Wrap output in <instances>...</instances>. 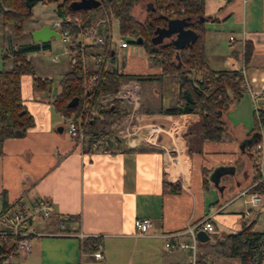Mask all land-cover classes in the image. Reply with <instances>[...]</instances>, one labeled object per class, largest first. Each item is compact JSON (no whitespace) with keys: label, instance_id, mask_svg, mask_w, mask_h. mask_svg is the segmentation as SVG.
Segmentation results:
<instances>
[{"label":"crops","instance_id":"0c3cea01","mask_svg":"<svg viewBox=\"0 0 264 264\" xmlns=\"http://www.w3.org/2000/svg\"><path fill=\"white\" fill-rule=\"evenodd\" d=\"M204 15L209 17L204 34L209 67L237 70L243 75L244 92L238 106L245 117H239L235 123L242 134L234 131V125L225 117L221 139L199 141V131L194 127L199 124L197 113L163 112L177 100L178 76L161 74V67L137 43L125 48L131 50L128 58L132 57L133 63H126L119 70L142 76L138 80L139 124L142 130L150 124L157 126L155 141L142 140L132 145L116 135L120 120L129 113V106L121 100L125 112L109 127L112 139L119 141L109 139V147L83 149L69 137L65 120L52 106L60 85L56 92L51 86L35 88L31 74L21 75V101L34 121L24 134L2 141L0 212L30 206L39 198L49 200L54 209L46 220L33 219L27 224L28 229L39 235L31 237L30 252L23 256L14 254L12 264H189V251L166 247L165 234L180 232L206 214H213L216 232L208 234L209 239L201 241L199 247L197 244L196 258L206 264H239L238 257L230 255L227 245H221L218 239L237 231L241 221L254 217L259 209L253 208L244 215V210L250 207L248 194L237 196V193L248 187L245 181L250 171L243 168L247 160L241 152L240 139L248 138L257 123L253 126L250 123L253 106L264 113V0H204ZM230 19L232 23L228 22ZM224 32L229 47L223 41ZM53 38L44 42L51 46ZM246 42L251 47L247 62ZM7 43L0 39V69L6 63L9 65L11 49L36 42L31 37ZM63 53L67 55L69 68V56L64 50ZM53 60L57 61V57ZM199 76L197 73L196 77ZM247 86L258 90V94L252 97ZM243 122L247 124L242 126ZM58 127L62 130L58 131ZM239 155L246 161L240 168L244 177L204 185L202 169L232 166L238 171ZM237 198H242L243 205L232 208ZM139 217L151 220L147 233L135 232L133 220ZM86 236L100 237L101 259L82 251L81 242ZM186 237L185 233H179L172 239L179 241Z\"/></svg>","mask_w":264,"mask_h":264},{"label":"trees","instance_id":"16d2710c","mask_svg":"<svg viewBox=\"0 0 264 264\" xmlns=\"http://www.w3.org/2000/svg\"><path fill=\"white\" fill-rule=\"evenodd\" d=\"M57 1L55 6L57 15H62L64 12L71 13L85 25L92 22L97 17V13L103 15L102 6L117 20L121 35L132 36L134 39L140 37L139 44L161 67V74L178 76L177 100L174 105L164 108L163 112L197 113L198 140L221 139L225 131V113L239 101L244 92L241 85L243 75L237 70H215L209 67L204 52L205 22L209 19L204 15V0H97L99 1L97 5L89 7L72 5L80 0ZM139 1L146 5L147 12L143 20L131 14L133 5ZM31 7L32 2L29 0H0V18L4 23H12L14 34L19 36L23 31V22L32 14ZM171 20L183 22V29L191 33V37L179 47H176L169 38H165L167 41L165 39L161 42L157 41V30L166 28ZM69 28L72 38L75 37L76 28L72 25ZM134 39L130 42L135 43ZM49 47L48 42L18 45L9 51L12 57L11 66L0 69V153L4 138L20 136L24 134L26 128L33 125V116L21 101L20 77L22 74H31L35 88H49L51 80L36 75L32 60L28 56L31 51ZM250 53V44L246 42L245 62L248 61ZM114 59L115 55H110L108 62L95 67L90 65L88 68L89 73L96 72L99 78L92 91L83 149L94 146L109 147V139L119 141L116 138L112 139L108 128L113 126L118 116L125 112V107L119 99H112L104 104L100 103V100L114 95L122 81L132 78L142 79L141 75L127 74L118 70L113 63ZM197 73L199 77H196ZM59 85L60 92L52 100V106L65 117H73L79 112L85 96L81 65L70 63V67L59 78ZM73 97H78V102L74 106H68L67 102ZM260 114L264 115L261 111ZM255 132H257V123L249 137ZM259 141V136H254L251 143L244 144L241 152L253 169L249 184H255L249 190L264 193V183L260 179L261 154L253 148ZM214 169L210 171L202 169L205 186L211 181L210 176ZM256 220L257 214L250 219H244L237 231L226 233L218 239L221 245H227L230 255L238 257L239 264H264V230L254 229ZM97 243H101L100 237L86 236L81 242V249L92 253ZM15 244L16 237L0 236V262L9 251L15 249ZM196 264L206 263L198 258Z\"/></svg>","mask_w":264,"mask_h":264},{"label":"built area","instance_id":"2783aa9c","mask_svg":"<svg viewBox=\"0 0 264 264\" xmlns=\"http://www.w3.org/2000/svg\"><path fill=\"white\" fill-rule=\"evenodd\" d=\"M101 9L103 15L87 25L82 24L78 17L68 12L57 15L52 23V27L59 33V39L64 44V51L68 54L70 62L81 65L82 87L85 96L82 100L80 110L73 117H65L60 112L61 117L65 120V130L72 141L80 147L84 143V130L89 118L92 91L96 87L99 78L96 72H88L89 66L93 65L95 67L101 65L103 62L109 61L113 50V55H116L117 50L121 51L131 47V44H135L123 35L114 34L112 25L113 17L102 6ZM70 25L74 26L77 30L76 36L73 38L69 28ZM232 38L230 36V39ZM89 58H92V62H89ZM247 88L252 97L258 94V90L253 87L247 86ZM111 98L122 100L129 106V113L120 120L119 127L116 130V135L120 139H124L132 145L142 140L149 142L155 141V136L158 133L157 126L150 124L142 130V126L139 124L138 109L141 105V90L137 79L122 82L117 92ZM254 113L257 122V132L260 138V141L254 148L261 153L264 148V115L260 114V111L255 105ZM260 179L264 183V173H262ZM254 184H249L248 187L237 193V196L248 194L247 201L250 207L244 210V215H248L251 209L260 207L264 201V193L249 190ZM53 209V205L49 200L39 198L30 206H21L0 212V236L16 237L15 249L9 251L1 260L0 264H12L11 258H13L14 254L17 253L23 256L31 251V237L33 235H39V232L28 229L27 224L33 219L46 220L52 214ZM212 217L213 214H206L197 223L187 225L180 232L165 234L164 245L168 248L179 247L188 250L189 254L187 259L189 264H196L198 242L196 232L202 230L209 235L214 234L216 232V226ZM60 226L63 227V223H60ZM133 227L138 234L147 233L151 227V220L148 217L135 218L133 220ZM179 233H185L187 236L186 239L179 241L173 240L172 236ZM80 236L82 237V234ZM101 249L102 244L97 243L95 250L92 252L94 259H101L103 257Z\"/></svg>","mask_w":264,"mask_h":264},{"label":"rangeland","instance_id":"374dc122","mask_svg":"<svg viewBox=\"0 0 264 264\" xmlns=\"http://www.w3.org/2000/svg\"><path fill=\"white\" fill-rule=\"evenodd\" d=\"M57 2H58L57 0H52V1L35 0L34 2H32V7H31L32 14L28 19H26L23 22V31L19 36H16L14 34L12 23H4V22H2V20L0 18V39L2 40V42H4L5 44H8L7 42L15 43V42H21V41L23 42L25 40H29V39H31V36H30L31 31H32L31 28L37 26L40 23H45V24H48L49 26H52L53 20L57 17V13L55 10V6H56ZM146 12H147L146 5L141 1L135 3L131 9V14L139 20H143L145 18ZM96 16H99L98 13L96 14ZM228 22L232 23V20L230 19V21H228ZM112 25H113L114 34L115 35H121L119 32V28H118V22L115 18L112 19ZM225 30L227 31V28H225ZM125 37L130 41L134 39L132 36H128V35ZM222 37H223V41L225 42L226 46L229 47L230 44L227 42L228 41L227 40V33L224 32ZM165 41H167V40L165 39ZM35 42L40 44L39 41H35ZM63 50H64L63 42L60 39L53 38V39H51V46L49 48L31 51L28 53V56L32 60L35 73L37 75H40L43 77L45 76V77L49 78L52 81V83H50L51 84L50 86L52 87V91L54 90V92H56V90H59L58 87H59V78H60L59 76H60V74L68 69L67 55L65 53H63ZM129 54H131L130 49H124L123 51H119V50L116 51L115 66L117 67L118 70L121 69V67L125 68L126 63H129V62L133 63V61H134V60H132L133 58L132 57L130 59L128 58ZM54 56L57 57V61L53 60ZM8 59H9V65H10L11 61H12V57L9 56ZM150 62L154 63L152 60ZM9 65H7V63H6L5 68H7V66H9ZM126 69H129V68L126 66ZM142 94H144V92ZM111 97L112 96H106V97H104V99L101 98L102 100H100V103H102V104L107 103L108 101L113 99ZM238 102H236L234 104V106L231 107V109H229L225 113L224 118L227 117L228 121H230L232 123V125H234V128H233L234 131H237V132H239V134H242V131L237 129V127H236L237 125L235 124L238 121L239 117L240 118L245 117V114H243L242 112H239ZM250 117H251L250 123H251V126H253L255 124V121H256V117H255V113H254V106L250 110ZM246 124L247 123L243 122L242 126H245ZM198 126H199V124H195V126H194L195 129L198 130ZM240 142H241V144H243L244 139H240ZM260 154H261V172L264 173V148ZM246 160H247V158H246ZM237 161L238 162L236 165H237L238 171H236L235 168H233V169L227 168L224 171H220L219 180H221L223 182H229V181H231L232 177H235V176H237L239 178L244 177V172L241 170H242V166L244 165V163L246 161L244 160L242 155H239V158ZM247 162H246V166H243V168H247L248 170H250L249 175H246V178L247 179L249 178V180H250L253 169L252 168L250 169V167H251L250 163L248 160H247ZM240 168H241V170H240ZM247 179L245 182H247L246 184L248 185L249 180H247ZM219 187H220V189H222V186H219ZM228 196L231 197L232 194H229ZM242 205H243L242 204V198H237L232 203V206H233L232 208H240ZM254 228L257 230H264V206L259 207V209H258L257 220L255 222ZM214 237H215V235H212L211 238L214 239ZM202 243L203 242L198 240V242H197L198 247ZM184 252H186V251H184Z\"/></svg>","mask_w":264,"mask_h":264},{"label":"water","instance_id":"95a60500","mask_svg":"<svg viewBox=\"0 0 264 264\" xmlns=\"http://www.w3.org/2000/svg\"><path fill=\"white\" fill-rule=\"evenodd\" d=\"M31 2H34L35 0H29ZM99 3L97 0H80L77 2L72 3L73 6L79 7V6H95ZM184 23L181 21H169L166 28H159L157 30V41L161 42L165 38L171 39L172 42H174L176 47H179L180 45H183L190 37L191 33L188 30L183 29ZM31 37L35 41L44 42L50 39L51 37L59 38L58 31L52 29L48 24H44L41 27L37 29H33L31 31ZM134 42L139 44L141 43V38L137 37L134 39ZM114 54V50L112 51V55ZM78 102V97L71 98L68 102V106H74ZM58 131L62 130V127L57 128ZM258 136V132H255L253 136L248 137L244 139V143L240 144V149L243 150L244 144L251 143V140L254 136ZM233 169V167L228 166H218L214 169L213 173L210 176L211 181L216 185L219 180L220 171H224L226 169ZM246 175V174H245ZM196 237L200 241H205L209 239V236L207 233H205L202 230H198L196 232Z\"/></svg>","mask_w":264,"mask_h":264}]
</instances>
